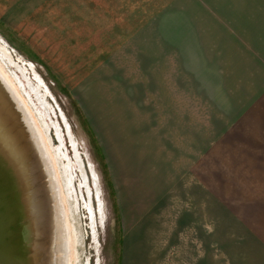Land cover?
I'll return each instance as SVG.
<instances>
[{"label":"rangeland","instance_id":"obj_1","mask_svg":"<svg viewBox=\"0 0 264 264\" xmlns=\"http://www.w3.org/2000/svg\"><path fill=\"white\" fill-rule=\"evenodd\" d=\"M170 6L187 9L199 48L185 56L171 49L161 63V49L147 44L160 46L163 29L182 24ZM170 37L178 40V33ZM152 68L156 83L168 80L170 121L157 112L121 124L127 93L139 109L155 106L145 104L142 81L133 78ZM0 73L29 113L53 170L56 193L49 187L43 194L53 223L33 254L36 264L43 245L41 264H121L120 207L134 201L142 212L137 226L153 240L143 254L154 264H264V0H0ZM81 102L91 103L97 120L107 102L114 115L113 128L97 121L105 167ZM0 150L11 166L0 178L3 195L13 166L33 168L22 152L10 162L1 140ZM22 179L14 177L8 202H17L26 234L41 239L42 227L25 208L36 191H24ZM24 242L15 264H24V255L30 263L33 247Z\"/></svg>","mask_w":264,"mask_h":264},{"label":"crops","instance_id":"obj_2","mask_svg":"<svg viewBox=\"0 0 264 264\" xmlns=\"http://www.w3.org/2000/svg\"><path fill=\"white\" fill-rule=\"evenodd\" d=\"M170 7L171 8H169V10H167V11H169V13H173V15L177 14V15L181 16L182 18H180L179 21L182 24L177 25V27H176L177 30H171L170 26L165 27L162 31L163 35H162V41L160 42V46H158L159 44H157V43L155 44L154 42H149V44H147L148 48L161 49V56H162L161 57V63H164V61L167 59L166 57L169 56L171 49L172 50L177 49L178 54L185 56V50L187 48H192V49L199 48L192 38L195 31H196V26L194 23L191 24L189 21L186 20L187 13H188L187 9H185V10L184 9H177L176 10L173 8V6H170ZM174 31H176L178 33V40L172 39L170 37L171 32H174ZM131 69H133V68L130 65V70H129V72L126 73V76H127L126 78L129 79L130 81L132 80V74L130 72ZM193 70L196 73L195 68H193ZM152 71H153V68H152L151 72ZM134 77L137 81L138 80L142 81L139 88L137 89V91H143L145 93V99H144L145 104H148V105L150 104L152 106H154V105L155 106L153 108H148V110H147V108L145 110H143L141 108L139 109V105L135 102V100L132 97H130V95L128 96V93H127V95L124 98L125 101H123L121 106H120V110L122 113L120 114L121 116L118 117V119H119L118 121L121 124H123L124 123L123 120H129V124H130V126H132L135 122H139V121L140 122H146L145 121V115L147 113L150 114L149 119H151L152 115L154 113H157V112L166 113L167 114L166 119L169 120V118H170L169 117V113H170L169 97L171 95L169 94L168 80L166 81V86H165V83L163 82L164 76H160L161 77L160 79H162V80H157L159 82L156 83V80H154L153 72L150 74H147V70H146L145 78L142 74H135L133 76V78ZM138 77H140V79ZM194 79H196V76ZM212 79L216 80L217 78L214 75V76H212ZM161 81H162V84L159 85V83ZM170 100H171V98H170ZM91 101H94V100L91 98ZM172 103H176V99L174 101L172 99ZM90 104L91 103L85 104L84 102H81V104H79V105L82 106L81 111H82L89 127L91 128V130H92V132L96 138L97 143L100 145V143H101L100 142L101 131L99 129V123L97 121H100L102 123V127H107V128L112 127L113 128L114 115L111 113L109 103L107 102L104 104V107L98 108L97 113H98V119L99 120H97L96 118H94L95 115L94 116L91 115V110L88 109V105H90ZM156 107H161V108H156ZM257 108H258V106H257ZM117 109H118V106L115 107L113 113H115L117 111ZM252 111H253V109H252ZM124 112H127V114H129V112H130V118H127L128 115L125 116ZM138 112H141V113L138 114ZM173 113L177 114V117H180L179 107L178 108L176 107L173 110ZM131 115H138V118H131ZM163 118H164V116H163ZM99 131H100V133H99ZM100 149L103 153L105 161L108 162V160H107L108 157H107V154L105 152L104 146L102 147L100 145ZM260 160H261V158H260ZM136 202L137 201L129 202L126 205H121V207H120V213H121L120 221H121L122 228L124 229L123 231L125 232L124 233L125 238H124V243H123V253L124 254L122 255V259H121L122 263L121 264H154L153 263L154 261L150 255H148V256L146 255V257H145V255L143 254L146 252L148 247L153 248L154 246L152 245L153 240H145L146 236H148V235L151 236V234H148L145 232L147 227H145L143 225V228H141V227L138 228V226H137V223H139L141 218H142L141 217L142 212H141V204H139V203L137 204ZM142 209H144V207H142ZM150 209H152V208H150ZM144 211H145V209H144ZM153 216H154V214L150 213V210L148 209L147 212L145 211V216L143 218L151 220V219H154ZM174 217H175V222L177 224V217L176 216H174ZM130 222L136 226L135 232L133 235L131 232L132 228H131ZM137 228H138V230H137ZM133 238L134 239L137 238L135 245H133L134 244ZM139 238L141 240L144 239L145 242L141 241ZM135 250L137 251V255L133 256V252H135Z\"/></svg>","mask_w":264,"mask_h":264},{"label":"water","instance_id":"obj_3","mask_svg":"<svg viewBox=\"0 0 264 264\" xmlns=\"http://www.w3.org/2000/svg\"><path fill=\"white\" fill-rule=\"evenodd\" d=\"M6 99H9L10 101L8 104L5 103ZM34 128L35 127L32 123V120L30 119L29 113L27 112L23 103L17 96L16 92H14V90L11 88L9 82H7L5 77H3V75L0 73V140L2 141L3 145L5 144L7 147L10 162L13 161V159L14 161H18L22 152L23 155L25 154L26 157L28 156V158H31L30 165L33 168L27 169L25 167H21L20 169L19 165L15 166V175L11 170L10 179H12V181L10 187H5L7 191H4L3 195L0 192V264H6L10 262L13 256V251L15 252L23 240L26 241L24 242V245L32 246L33 248L30 252H28V254H31V258L29 255H27V259L30 260V263L29 261L27 263L24 260L26 255L21 257V259L23 260L24 264H36L33 254L39 247L38 245H40L43 241V238L40 239V233L38 236L32 237L30 236L31 233H29V231H27L26 234L27 221L20 219L18 216V209L15 202H8L13 198L11 186L14 183V177L18 176L20 179H22L20 177V174H22L24 180L22 183L20 182V185L22 186L23 190H26L27 192L29 187L30 189L34 188L36 194H34L32 197H35L39 200L40 196H42L41 193H44L46 189L50 190L49 187H52L54 193H56L55 188L51 184L50 180L53 171L51 164L49 159L47 161V156L44 154L41 140L38 136H34L36 133ZM2 181H4V179H2ZM5 182H7V180ZM24 184H26V188ZM25 205V208L29 207V204L26 201ZM40 205L42 206V204Z\"/></svg>","mask_w":264,"mask_h":264},{"label":"bare ground","instance_id":"obj_4","mask_svg":"<svg viewBox=\"0 0 264 264\" xmlns=\"http://www.w3.org/2000/svg\"><path fill=\"white\" fill-rule=\"evenodd\" d=\"M10 101H9V99H6L5 100V103H9ZM35 137L37 136V135H34ZM6 154V153H5ZM1 150H0V178L3 176V174L4 175H8V173H6V171L8 170V169H11V166H10V168H8V166H7V164H6V155H5ZM13 167H15V166H13ZM16 168V167H15ZM14 169V168H13ZM15 170V169H14ZM9 172V171H8ZM14 173L16 174V171H14ZM22 176V175H21ZM3 178V177H2ZM22 181H23V179H22ZM21 181V182H22ZM7 184V183H6ZM11 184V183H10ZM8 186V185H7ZM26 186V185H25ZM4 187V186H3ZM18 188V187H17ZM20 188V187H19ZM2 189V188H1ZM34 192V191H33ZM31 193V192H30ZM34 194H36V192H34L33 194H32V196L34 195ZM44 193H41V195L42 196H40V200L39 199H37V198H35V197H29V201H27L28 202V204H29V207L28 208H26V210L27 211H29L30 209V211H29V216H30V218H32V219H34V220H36V221H38L39 222V225L42 227V237H43V239H45L46 240V242H45V245H46V243H47V229L50 227L49 225L51 224L50 222H52L53 223V220L52 219H50V217L53 215V214H51V209H50V206H48V201H46V198H45V196L43 195ZM13 196V195H12ZM14 197V196H13ZM23 197V196H22ZM38 197V196H37ZM25 199V198H24ZM13 200V199H12ZM28 200V199H27ZM10 202V201H9ZM14 202H16V201H14ZM12 203V202H11ZM17 203V202H16ZM20 204V203H19ZM40 204H42V206L40 205ZM25 211V210H24ZM23 218V217H22ZM44 246V245H43ZM43 246L41 247V250H40V252H41V256L40 257H38V258H40V262H39V264H41V262H42V256H43V254H44V251H45V247L43 248ZM13 249V248H12ZM11 249V250H12ZM59 248H57L55 251V253L54 254H57V253H59V251H60V249L58 250ZM53 250V249H52ZM58 250V251H57ZM18 251V250H17ZM12 252V251H11ZM15 252H16V250H15ZM14 251H13V255H14V253H15ZM40 252H39V254H40ZM17 254V253H16ZM12 258H13V256H12ZM44 258V257H43ZM15 261V260H14ZM6 263V262H5ZM6 264H15L13 261H12V259L10 260V262L9 263H6ZM51 264H53V263H51Z\"/></svg>","mask_w":264,"mask_h":264},{"label":"trees","instance_id":"obj_5","mask_svg":"<svg viewBox=\"0 0 264 264\" xmlns=\"http://www.w3.org/2000/svg\"><path fill=\"white\" fill-rule=\"evenodd\" d=\"M82 119H83L84 122L86 123L87 131L89 132V134H90V136H91V140H92V142H93V145H94L95 151H96L97 155L99 156V159H100V161H101V164H102L103 167H105L104 156H103V154H102V151H101L100 147L98 146V143H97V141H96V138H95V136H94V134H93L91 128L89 127V125H88L86 119H85L84 117H83ZM105 170H106V169H105Z\"/></svg>","mask_w":264,"mask_h":264}]
</instances>
